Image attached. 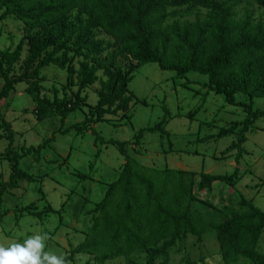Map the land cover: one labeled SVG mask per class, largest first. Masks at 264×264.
<instances>
[{
  "label": "trees",
  "instance_id": "16d2710c",
  "mask_svg": "<svg viewBox=\"0 0 264 264\" xmlns=\"http://www.w3.org/2000/svg\"><path fill=\"white\" fill-rule=\"evenodd\" d=\"M252 1L264 8V0ZM4 4L8 7L6 13L23 20L27 36L12 54L0 55V73L4 77L0 98L8 96L15 83L25 81V92L35 104L36 119L59 116L64 121L69 113L80 108L85 100L81 92L95 82L98 71V66L86 58L78 62L77 68L69 64L70 52L85 47L88 54L95 56L105 48H113L117 56L134 60L138 65L156 63L160 69L175 71L179 78L189 71L207 76L209 90L223 94L227 103L240 106L246 114L244 120L230 122L228 128L216 134L223 137L239 127L237 140L222 154L236 150L234 161L238 165L247 153L242 146L245 133L251 123L264 117V110L236 101L234 94L241 91L249 97L264 95V22L253 21L249 16L238 20L232 8L234 2L228 5L223 0H5ZM193 13V20L187 18ZM31 29H36L32 36L29 35ZM95 29L112 37V44L104 46L103 42L95 40ZM23 47L27 54L17 73L11 63L20 59ZM50 64L59 69L67 68L69 84L77 88L73 101L66 92L59 100H50L41 94L37 81L39 70ZM103 73L106 80L101 81L95 122L105 114L127 111L133 99V95L126 92L131 76H126L114 64ZM256 74L259 76L254 77ZM88 122L84 119L74 123L64 132L74 129L80 134ZM0 123L7 138L2 154L10 163L8 179L0 180L1 218L8 213V209L1 207L3 194L17 188L20 180H34L19 168L20 158L32 151L39 153L53 138L45 139L36 147H22L18 153L12 146L11 125L4 120L1 111ZM161 124L148 130L157 129ZM144 132L140 130L132 142L105 141L116 146L124 163L117 180L108 184L103 198L90 212L98 214L87 240L58 260L34 255L23 259L35 264H66L75 253L82 252L98 254L97 262L103 263L142 249L147 253L144 263L127 259L126 264H154L156 258L166 255L180 235L200 238L204 232L213 230L223 264L241 259L264 264V255L257 250L264 232V212L244 199L238 202V209L226 205L207 217L202 211H194L191 180L183 179L184 172L163 169L147 175L128 155L127 147L141 144ZM98 140L96 137L95 141ZM238 177L237 166L229 175L200 174L197 187L210 188L216 181L232 184ZM33 207L34 203H30L22 211H31ZM0 260L12 263L1 256ZM181 264L197 263L187 259Z\"/></svg>",
  "mask_w": 264,
  "mask_h": 264
},
{
  "label": "rangeland",
  "instance_id": "374dc122",
  "mask_svg": "<svg viewBox=\"0 0 264 264\" xmlns=\"http://www.w3.org/2000/svg\"><path fill=\"white\" fill-rule=\"evenodd\" d=\"M223 1L228 5L234 2L232 8L238 20L249 16L253 21L264 22V8L252 0ZM4 3L5 0H0V55L12 54L27 36L23 20L6 13L8 7ZM194 14L187 18L193 20ZM35 30L31 29L29 35H34ZM94 39L104 46L114 41L100 29L94 30ZM26 54L23 47L20 59L12 61L14 72H19ZM69 55V64L75 68L86 58L98 66V71L95 82L81 92L85 100L80 108L69 113L64 121L59 116L36 119L35 104L25 92V81L15 83L8 96L0 98V111L11 125L12 146L18 153L22 147H36L45 139L53 138L39 153H26L19 160V168L34 180H20L17 188L2 196L1 207L8 209L0 218L2 258L11 260L10 264H35L23 259L32 255L58 260L87 240L98 214L90 212L103 198L108 184L117 180L124 163L116 146L105 141L132 142L142 129L145 132L141 144L129 145L128 155L147 175L163 169L184 172L183 179L191 180L194 211H202L207 217L226 205L238 209V202L244 199L264 212V117L249 125L242 145L247 153L237 165L236 150L225 155L222 151L237 140L239 127L223 137L216 134L228 128L230 122L244 120L246 114L240 106L227 103L223 94L209 90L207 76L189 71L179 78L175 71L160 69L156 63L138 65L134 60L117 56L113 48H105L93 56L85 47H79ZM111 64L132 77L126 92L132 94L133 99L127 111L105 114L95 122L101 81L106 80L103 72ZM234 69L238 71L237 67ZM257 76L259 74L254 75ZM37 81L41 94L50 100L61 99L64 92L74 100L77 88L69 84L67 68L59 69L53 64L42 67ZM3 85L4 77L0 73V90ZM234 96L236 101L250 103L253 109L264 110V95L249 97L236 91ZM84 119L89 122L82 133L77 134L74 129L64 132ZM160 122V127L148 130ZM4 134L0 123V180H7L10 173V163L2 154L7 146ZM236 166L239 177L232 184L216 181L210 188L198 189L200 174L229 175ZM30 203H34L31 211H22ZM257 250L264 255V232ZM97 256L96 253H75L66 264H126L127 259L144 263L147 253L140 249L103 263L97 262ZM187 259L197 264H223L216 233L206 231L200 238L182 234L154 264H181ZM0 264L8 263L0 260ZM232 264L251 262L241 259Z\"/></svg>",
  "mask_w": 264,
  "mask_h": 264
}]
</instances>
